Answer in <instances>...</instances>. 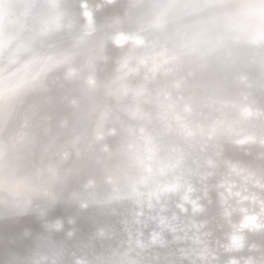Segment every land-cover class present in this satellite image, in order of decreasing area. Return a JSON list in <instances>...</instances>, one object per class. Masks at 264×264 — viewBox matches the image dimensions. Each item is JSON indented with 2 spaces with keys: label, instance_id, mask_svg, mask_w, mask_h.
<instances>
[{
  "label": "clouds",
  "instance_id": "1",
  "mask_svg": "<svg viewBox=\"0 0 264 264\" xmlns=\"http://www.w3.org/2000/svg\"><path fill=\"white\" fill-rule=\"evenodd\" d=\"M0 264H264V0H0Z\"/></svg>",
  "mask_w": 264,
  "mask_h": 264
}]
</instances>
